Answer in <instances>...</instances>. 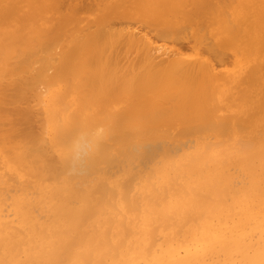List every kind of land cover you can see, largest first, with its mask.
Returning a JSON list of instances; mask_svg holds the SVG:
<instances>
[{
    "label": "bare ground",
    "instance_id": "bare-ground-1",
    "mask_svg": "<svg viewBox=\"0 0 264 264\" xmlns=\"http://www.w3.org/2000/svg\"><path fill=\"white\" fill-rule=\"evenodd\" d=\"M262 262L264 0H0V264Z\"/></svg>",
    "mask_w": 264,
    "mask_h": 264
},
{
    "label": "rangeland",
    "instance_id": "rangeland-1",
    "mask_svg": "<svg viewBox=\"0 0 264 264\" xmlns=\"http://www.w3.org/2000/svg\"><path fill=\"white\" fill-rule=\"evenodd\" d=\"M94 12H95V11H94ZM82 14H83V15H82ZM80 15H81V16H84L85 18H87V19H89V20L92 18V17H91L92 14H88V12L80 13ZM88 15H89V16H88ZM93 16H94V15H93ZM54 23H55V20L53 21V24H54ZM82 23L84 24V23H85V20H84ZM133 23H134V22H133ZM135 23H136V26L139 24L137 27H139V26L141 25L140 23H137V22H135ZM135 23H134V24H135ZM129 25H130V24H129ZM131 26H132V24H131ZM142 26H143V25H142ZM140 28H142V27L140 26ZM144 29H146V28L144 27ZM147 30H148V29H147ZM150 34L152 35L153 33L151 32ZM154 35H155V34H154ZM153 37H155V36H153ZM158 40H159V39H158ZM158 40H155V41L157 42ZM160 40H161V39H160ZM160 40H159V42H160ZM166 41H168V40H163L161 43H162V44H168L170 40L168 41V43H167ZM180 41H181V40H180ZM182 41H183V42H182V43L180 42L179 45H178V43H176V45H178L177 47H180L181 45H183L182 47L184 48V47H187V46L189 45V43L191 44V40L189 41L188 39H186V41H185V39H183ZM184 41H185V42H184ZM159 42H158L157 44H160ZM164 42H165V43H164ZM185 43H186V44H185ZM170 44L172 45L171 41H170ZM170 44H169V45H170ZM173 44H174V42H173ZM172 46H173V45H172ZM189 46H190V45H189ZM182 47H180V48L182 49ZM185 49H186V48H185ZM131 53H132L131 55H134V54H135V53H133V52H131ZM128 54H129V53H128ZM128 54H125V55L128 56ZM131 55H130V56H131ZM136 55H137V54H135L134 57H135ZM121 57H122V60H119L120 62L123 61L124 59H126V57L124 58L123 56H120V58H121ZM132 57H133V56L128 57L127 59H129V58L132 59ZM123 58H124V59H123ZM127 59L125 60V62H124V61H123V62H124V63L129 62ZM130 59H129V60H130ZM119 61H118V63H117V64L119 65V66H117V68L120 67V65L123 63V62H121V64H119V63H120ZM132 61H136V58L132 59ZM130 63H131V62H130ZM130 63H129V64H130ZM129 64H127V65L129 66ZM123 65H124V64H122L121 66H123ZM125 65H126V64H125ZM127 65H126V66H127ZM127 68H128V67H127ZM127 68H126V69H127ZM126 69H125V67L123 66V69H121L122 71L120 70V71L122 72V75H124V73H125V71H123V70H126ZM117 70H119V68L116 69V72H117V73H116V72H115V73L117 74V76H118V75L120 76L121 72H120V71H117ZM118 72H120V73L118 74ZM30 98H31V97H30ZM31 101H33V102H31ZM26 105H27V104H23V103H22V106H23V107L26 106ZM29 105H32V108L34 107L33 109H34V111H35V116L32 115L33 117L31 118V119L34 121L33 128H35V129L38 128V129H39L38 126H40L39 124H40V120H41V119H40V115L38 114V108H36V107H38V105H36V102H34V100H33L32 98L29 99ZM27 106H28V105H27ZM29 107H30V106H29ZM35 108H36V110H35ZM33 114H34V113H33ZM36 114H37V115H36ZM8 115H9V113L6 114V117H7ZM38 115H39V116H38ZM6 117H5V119H6ZM13 118H14L13 116H12V118H10V116H8L6 120H3V121H4V122H3L4 124H3L2 127H4V130H7V128L9 129L10 125L13 124V123L9 122V123H11V124H7V125H5L6 123H8L9 120H11V119H13ZM14 124H15V123H14ZM16 125H20V127H21V124H20V123H16ZM14 126H15V125H14ZM14 128H16V127H14ZM10 129H11V127H10ZM38 129H36V130H38Z\"/></svg>",
    "mask_w": 264,
    "mask_h": 264
},
{
    "label": "snow or ice",
    "instance_id": "snow-or-ice-1",
    "mask_svg": "<svg viewBox=\"0 0 264 264\" xmlns=\"http://www.w3.org/2000/svg\"><path fill=\"white\" fill-rule=\"evenodd\" d=\"M102 133H103V129H97L94 133H92L93 140L96 137H99ZM83 135L84 134H81V138H83ZM76 164H77V166L82 164L83 166L87 167V166L91 165V160L90 159H85L82 162L78 160V161H76ZM73 170H75V169H73ZM262 264H264V262H262Z\"/></svg>",
    "mask_w": 264,
    "mask_h": 264
}]
</instances>
